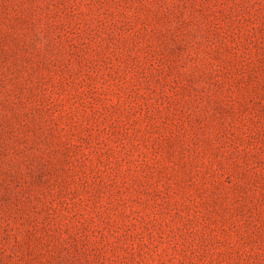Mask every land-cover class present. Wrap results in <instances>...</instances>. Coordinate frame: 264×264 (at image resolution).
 <instances>
[{
  "label": "rangeland",
  "instance_id": "rangeland-1",
  "mask_svg": "<svg viewBox=\"0 0 264 264\" xmlns=\"http://www.w3.org/2000/svg\"><path fill=\"white\" fill-rule=\"evenodd\" d=\"M0 264H264V0H0Z\"/></svg>",
  "mask_w": 264,
  "mask_h": 264
}]
</instances>
